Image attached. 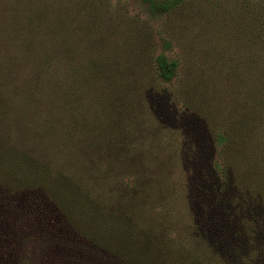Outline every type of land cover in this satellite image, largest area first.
Segmentation results:
<instances>
[{
  "label": "rangeland",
  "instance_id": "rangeland-1",
  "mask_svg": "<svg viewBox=\"0 0 264 264\" xmlns=\"http://www.w3.org/2000/svg\"><path fill=\"white\" fill-rule=\"evenodd\" d=\"M79 2L0 0V197L9 188L38 189L29 184L35 183L33 176H21L24 170L78 172L80 180L86 176L79 172L83 161L89 160L100 168L89 170L84 180L92 190L98 186L107 191L105 200L115 202L127 217L142 227L158 220L184 227L192 160L182 156L183 134L176 124L170 121L172 128H164L141 96L146 89L165 94L179 115H196L211 133L216 110L229 113L240 94L257 86L264 91V0H184L169 13L152 10L143 0ZM71 8L78 12L73 15ZM65 15L96 21L86 30L97 35L96 42L91 45L90 40L85 51L112 52L109 67L94 63L75 80L76 103L67 109L57 90L64 79H50L45 70L62 57L46 56L60 45L45 34L55 30L58 20L63 23ZM76 26L77 32L85 31ZM110 28L108 48L101 41ZM103 48L109 51L99 50ZM160 55L178 65L171 81L159 77ZM119 82L135 87L138 94L131 96L141 100L135 109L118 108ZM113 120L119 126L113 133L120 135L117 146L125 147L120 154L98 147L100 140L94 138L96 127H113ZM55 188L61 192L63 187ZM21 194L18 206H32L30 195ZM36 208L45 217L51 214L45 204ZM104 218L110 240L127 248L138 243L136 250L144 251V240L128 222L109 212ZM83 222L96 220L88 215Z\"/></svg>",
  "mask_w": 264,
  "mask_h": 264
},
{
  "label": "trees",
  "instance_id": "trees-1",
  "mask_svg": "<svg viewBox=\"0 0 264 264\" xmlns=\"http://www.w3.org/2000/svg\"><path fill=\"white\" fill-rule=\"evenodd\" d=\"M143 2L152 10L169 13L181 6L184 0ZM70 12L74 15L78 10L71 8ZM72 18L65 15L63 23L58 20L55 26L50 25L55 30H46L45 34L47 40L51 37L54 44L60 45L59 49L46 51V56L52 59L62 57L55 65L46 66L45 70L50 79H64L63 83L57 84L64 109L76 103L73 98L75 80L80 79L92 64L98 63V68L109 67L106 62L112 59V52L107 49H99L109 51L105 54L83 49L90 40L91 45L96 42L97 35L86 31L90 22L94 24L96 21H88L85 15L74 21ZM128 19L127 23L131 22ZM76 24L85 31L77 32ZM56 28L61 31H56ZM105 30L101 43L110 48L109 38L113 31L112 28L109 32ZM115 49L116 46L112 48ZM156 63L163 81H171L175 77L178 68L175 62L160 55ZM110 72L117 74L112 69ZM132 94H138L134 86L119 82L116 93L118 108L135 109L141 100L137 98V103ZM141 99L164 128L171 129L169 122L173 121L178 132L183 134L182 156L185 154L192 160L185 226H166L158 220L159 223L152 222L142 227L139 221L127 217L118 205L112 204L115 202L105 200L107 191L98 186L92 190L84 180L89 170L100 168L89 160L83 161L79 172L86 176L80 180L76 179L78 172L73 176L70 173L56 175L45 168H29L22 171L21 176H33L35 183L29 184H35L33 186L38 189L9 188V194L0 197V264H150V261L159 260L162 264H264L263 89L257 86L240 94L229 113L216 110L211 133L206 122L196 115H179L163 93L146 89ZM84 126L87 127L86 122ZM112 126L108 127L106 123L103 127H96L94 138L100 140L98 147L107 151L116 149L120 154L125 147L117 146L120 135L113 133L119 126L114 120ZM186 164L189 166L190 162L186 160ZM103 166L108 167L107 164ZM55 184L63 187L61 192ZM22 191L30 195L27 197L32 203L29 208L18 206ZM35 198L39 199L36 201ZM38 203L48 206L51 212H47L48 217L37 210ZM107 212L128 222L139 232L144 240V251L136 250L138 243L127 248L110 240L104 218ZM88 215L95 218V224L83 222Z\"/></svg>",
  "mask_w": 264,
  "mask_h": 264
}]
</instances>
